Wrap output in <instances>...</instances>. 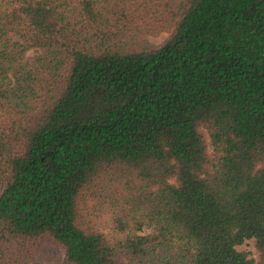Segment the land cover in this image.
Instances as JSON below:
<instances>
[{
  "label": "trees",
  "instance_id": "obj_1",
  "mask_svg": "<svg viewBox=\"0 0 264 264\" xmlns=\"http://www.w3.org/2000/svg\"><path fill=\"white\" fill-rule=\"evenodd\" d=\"M36 258L264 264V0H0V264Z\"/></svg>",
  "mask_w": 264,
  "mask_h": 264
},
{
  "label": "rangeland",
  "instance_id": "obj_2",
  "mask_svg": "<svg viewBox=\"0 0 264 264\" xmlns=\"http://www.w3.org/2000/svg\"><path fill=\"white\" fill-rule=\"evenodd\" d=\"M168 33H169L168 30H161L158 33H152V34L149 33L146 35L144 34L143 37L145 41L148 43H157L163 40L168 35ZM208 150L211 152L210 144L208 145ZM145 231H148V229H146ZM236 248L239 250H246L247 252H249L251 256H256V249H255L253 238L246 239L244 242L237 244ZM29 264H63V263H62V260L55 259V261L53 260L47 261V259H44V258H36V259L31 260Z\"/></svg>",
  "mask_w": 264,
  "mask_h": 264
}]
</instances>
